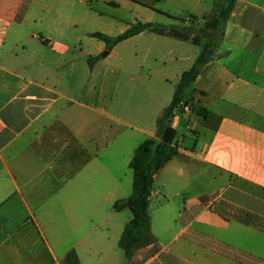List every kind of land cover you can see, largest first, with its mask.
Masks as SVG:
<instances>
[{
    "label": "crops",
    "instance_id": "0c3cea01",
    "mask_svg": "<svg viewBox=\"0 0 264 264\" xmlns=\"http://www.w3.org/2000/svg\"><path fill=\"white\" fill-rule=\"evenodd\" d=\"M176 2L175 18L214 10ZM91 7L0 0V264H264V240L249 239L264 237V0H236L186 91L192 112L172 118L179 154L155 178V242L130 260L119 241L132 213L114 205L132 195L135 151L202 47L145 31L109 51ZM122 55L126 68L162 62L158 81L129 83L112 62Z\"/></svg>",
    "mask_w": 264,
    "mask_h": 264
},
{
    "label": "trees",
    "instance_id": "16d2710c",
    "mask_svg": "<svg viewBox=\"0 0 264 264\" xmlns=\"http://www.w3.org/2000/svg\"><path fill=\"white\" fill-rule=\"evenodd\" d=\"M235 5L236 0H214L213 13L201 19L204 24L199 29H196L195 26H169L138 22L114 38L103 33L93 34V37L98 38L107 45L109 51L121 42L145 31L183 42H191L202 47L193 67L182 75L171 104L164 109L158 118L156 137L146 139L135 151L130 163V168L134 172L132 195L117 201L114 205L116 211L120 212L128 209L132 213V219L126 224L119 241V247L125 252L128 260L139 249L155 242V237L151 232L150 215L151 195L155 178L179 154L178 132L172 127L174 111L185 100L186 91L195 83L202 67L209 63L214 56L218 37L222 34V30L233 13ZM167 15L171 19L182 23L187 21L184 18ZM189 18L194 21L200 20L193 15ZM90 62L92 64V59ZM200 112H202L200 116L205 118L204 110L201 109Z\"/></svg>",
    "mask_w": 264,
    "mask_h": 264
},
{
    "label": "rangeland",
    "instance_id": "374dc122",
    "mask_svg": "<svg viewBox=\"0 0 264 264\" xmlns=\"http://www.w3.org/2000/svg\"><path fill=\"white\" fill-rule=\"evenodd\" d=\"M90 2L92 9L98 14H101V17L96 22L95 26L100 30L101 33L107 34L106 32L119 35V31L122 26L125 24H137L141 23H153L155 25H165L170 21V17L167 14L172 16H178L180 14V9L178 7V2L176 0H84ZM186 19V16L183 17ZM187 21L181 25L188 27L195 26L196 29H199L204 24L203 21H194L192 19H186ZM118 34V35H117ZM108 35V34H107ZM150 39L154 37L156 39L158 36L154 34H147ZM204 39V38H203ZM206 40V39H205ZM94 42L92 40H87L84 42V49L92 50ZM106 52V51H105ZM133 60H136L133 59ZM132 60V61H133ZM113 63L121 66L123 68L122 74H126V71H133L134 80L129 83H134L135 85H140V83H156L159 79V70L163 68L162 62L157 61L154 58H150L148 61L144 62V67H141L142 62L138 60L134 61L132 66L126 68V61L124 60V55L121 59L112 60ZM138 66V67H137ZM121 76V75H120ZM181 128L180 134L181 136ZM192 137V136H190ZM191 139V138H190ZM191 141V140H190ZM253 240H264V237L256 236L249 237ZM183 241L180 238L177 244H180ZM254 247V246H253ZM255 249V247H254ZM263 257H264V251ZM262 260H264L262 258Z\"/></svg>",
    "mask_w": 264,
    "mask_h": 264
},
{
    "label": "built area",
    "instance_id": "2783aa9c",
    "mask_svg": "<svg viewBox=\"0 0 264 264\" xmlns=\"http://www.w3.org/2000/svg\"><path fill=\"white\" fill-rule=\"evenodd\" d=\"M192 112V106L190 103H188L186 100H184L174 111L173 118H178L183 114L191 113ZM191 126H187L188 131L190 132L192 129Z\"/></svg>",
    "mask_w": 264,
    "mask_h": 264
},
{
    "label": "water",
    "instance_id": "95a60500",
    "mask_svg": "<svg viewBox=\"0 0 264 264\" xmlns=\"http://www.w3.org/2000/svg\"><path fill=\"white\" fill-rule=\"evenodd\" d=\"M109 54V52L108 51H106L105 53H104V56H107Z\"/></svg>",
    "mask_w": 264,
    "mask_h": 264
}]
</instances>
